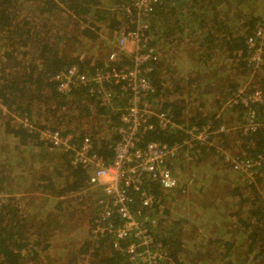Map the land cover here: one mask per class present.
Wrapping results in <instances>:
<instances>
[{"label":"trees","instance_id":"trees-1","mask_svg":"<svg viewBox=\"0 0 264 264\" xmlns=\"http://www.w3.org/2000/svg\"><path fill=\"white\" fill-rule=\"evenodd\" d=\"M127 1L0 0V264H136L124 250L127 241L92 234L97 205L87 234L75 232L79 195H68L89 189L88 172L13 116L26 115L40 130L74 131L78 139L91 125L96 150L112 159L119 115L94 98L86 101V90L64 96L54 76L75 63L89 72L107 65L101 55L93 63L98 55L87 56L78 43H97L101 24L110 20V53L118 33L136 27L116 10ZM148 22L162 54L146 73L152 103L171 110L178 124L211 127L208 142L188 161L196 175L189 178L196 183L191 199L177 195L192 185L182 178L171 190L145 183L155 199L153 233L168 252L162 264H264V0H161ZM181 45L190 60L187 74L174 61ZM241 90L246 99L230 102ZM257 90L262 100L251 98ZM232 111L238 115L225 117ZM181 135V129L154 130L146 140L175 143ZM221 151L214 175L199 178L202 163ZM217 184L222 192L210 193ZM31 203L57 213L32 218Z\"/></svg>","mask_w":264,"mask_h":264},{"label":"built area","instance_id":"built-area-1","mask_svg":"<svg viewBox=\"0 0 264 264\" xmlns=\"http://www.w3.org/2000/svg\"><path fill=\"white\" fill-rule=\"evenodd\" d=\"M160 1L128 0L116 8L136 20V27L118 33L112 51L102 57L107 64L105 67L89 72L75 63L54 76L58 91L64 96L86 90V101L94 98L99 106L119 115L118 139L113 145L111 160L96 150L91 125L84 126L88 130L78 139L74 131L60 134L50 129L40 130L26 115H13L31 131H40L46 145L68 151L72 164L88 172L89 188L100 189L95 203L98 211L91 224L92 234L96 238L111 234L119 241H127L124 250L136 264H162L169 259L164 242L156 239L153 233L149 210L155 199L145 183L156 182L164 190L178 186L174 167L189 159L196 148L208 142L211 134L210 126L178 124L171 110L155 106L151 101L155 89L146 73L160 60L161 50L153 43L155 37L148 30V20ZM258 33L262 35L263 31ZM126 56L130 60L124 65L122 61ZM84 57L85 54H81V58ZM97 58L101 57L95 56L91 61L95 63ZM118 61L122 63L116 65ZM112 62L115 64H108ZM262 97L260 90L251 95L253 100H262ZM91 109L94 116L95 110L92 106ZM177 129L182 130V135L175 143L146 140L154 130L175 132ZM136 201L141 206L135 208ZM116 217L120 223L116 222Z\"/></svg>","mask_w":264,"mask_h":264},{"label":"rangeland","instance_id":"rangeland-1","mask_svg":"<svg viewBox=\"0 0 264 264\" xmlns=\"http://www.w3.org/2000/svg\"><path fill=\"white\" fill-rule=\"evenodd\" d=\"M103 18H105V17L103 16ZM110 25H111L110 20H108V22L102 23L101 26H100L101 30L99 32L100 36L98 38L99 39L98 42L96 43V42H94L95 40H92V41H85L84 43H78V45L80 47V50L82 49L83 52L87 54V56H91V55H94V56L95 55L105 56L106 53L109 50V47L105 44L106 43L105 41H107V42L110 41L111 42L110 36H109L110 35V31H111V26ZM123 28H126V27L124 26ZM100 41H102L104 43H102ZM114 41H115V39H114ZM185 53H186V50L185 49L183 50V45H181L179 48L175 49L176 59L174 58V61L178 62V66L181 68V73H183V74H187L188 73L187 69H189L188 67H189V64H190L189 58L186 55H184ZM129 60H130V57L126 56V57L123 58L122 62L124 63V65H127V64H129ZM239 98H242V101H244V99H246L245 98V94H244V92L242 90L239 93H236L235 97L233 99H230V102H233V100H235V99L239 100ZM12 112L13 111L8 112L9 113L8 114L9 117L12 115ZM230 115H233V116L238 115V112L232 111L230 113H227L225 115V117H228ZM6 119L7 118H5V120ZM253 125L254 124H249L246 127H251ZM85 126H88V125H85ZM222 129H223V126H221L218 129V131H221ZM1 135L2 134L0 133V136ZM50 151H54V150L50 149ZM223 153H224V151H221L220 154L214 153V155L210 156L207 160H205L202 163L203 167H202L200 173H198L196 171V173L198 174V177L199 178L203 177L204 179H207V178L210 179V177L212 175H214L213 171H215V168H213L211 166H214L213 165L214 160H220V157L223 155ZM229 153L231 154L232 151H230ZM29 154H32V153L29 152ZM55 158L56 157H51L50 160L51 161H55ZM192 158L189 156V159L181 162L180 165L178 164L176 167H174V173L178 176L179 180H180V178H182L183 181L187 185L188 184H192V185H189L190 187H187V190L184 193L177 194L181 198V200H183V201H188L189 199L192 198V188H194L193 184H196L195 181L193 180V179H196L195 171L190 173L191 171L189 172V170H188V161L190 159H192ZM36 163H39V161L36 160ZM220 164H222V163L220 162ZM33 167H34V165H30L29 166L30 169H35ZM198 167L199 166H197L195 169L198 170ZM50 171H52V170H50ZM33 174H31V175L33 176ZM189 178H193V179H189ZM199 183L201 184L200 180H199ZM213 183H214V180L212 181V184ZM218 185L219 184H217L216 188H214L212 191L209 190V191H211L210 193L216 194L217 192H220L221 190L218 191ZM99 194H100V189H97V188L93 187V188L87 189V191L79 192L78 194H76L74 192V193H71V194L68 195V197H70V198L71 197L72 198H76L77 195H79V199L77 200L79 209L77 208V210H75V218H74V221H73V227L75 228V232L76 233L77 232L80 233V231L82 229L83 230L82 232L84 234H87V228H88L87 224L89 223V219H91V216H93L95 214L94 212L96 211V206H95L96 204H95V201H94V197L98 196ZM207 196L208 195L206 193L205 197L207 198ZM73 205L75 207V203H73ZM31 206H35V209L32 211V218H34V216H36L35 214L38 211L39 212L43 211L42 213L44 214V216H46L48 214V212H50V214L52 213L50 218L52 216H54V214L57 213L56 211H53L52 209H50L48 207H45V205L43 206V205H38V204L31 203ZM36 206H38L39 209H37ZM75 209H76V207H75ZM45 218H47V217H45ZM190 221H193V220L191 219ZM60 241H62V239H60ZM58 246L54 248L56 251L59 249Z\"/></svg>","mask_w":264,"mask_h":264}]
</instances>
